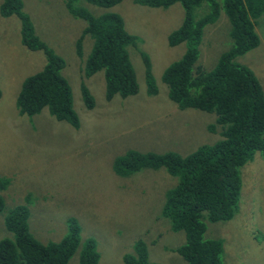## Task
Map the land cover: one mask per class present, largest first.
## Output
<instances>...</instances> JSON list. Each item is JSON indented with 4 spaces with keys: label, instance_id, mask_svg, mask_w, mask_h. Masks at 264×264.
I'll return each mask as SVG.
<instances>
[{
    "label": "rangeland",
    "instance_id": "rangeland-1",
    "mask_svg": "<svg viewBox=\"0 0 264 264\" xmlns=\"http://www.w3.org/2000/svg\"><path fill=\"white\" fill-rule=\"evenodd\" d=\"M3 1L0 0V180H6L0 186L4 200L0 239L13 237L4 223L7 212L25 205L29 210V231L42 243L59 241L68 233V218L76 219L81 243L72 260L77 262L82 242L91 237L99 253L98 264H125L123 255L132 251L137 239L147 244L150 261L185 264L173 251L184 242L185 234L172 231L168 219L161 215L165 193L176 178L164 168H143L127 177L112 169L114 159L129 149L171 151L185 156L220 138L219 127L214 131L208 128L215 122L214 113L179 109L161 80L163 70L185 50L184 43L167 44L168 34L182 21L181 5L155 8L136 0H121L112 7H100L76 2L96 14L119 13L125 29L142 38L139 46L150 57L157 94H148L142 58L131 46L128 50L138 92L127 97L116 94L106 100L103 72L84 75L93 40L86 34L79 54L76 42L85 22L70 14L69 0H16L43 44L37 50L22 43L18 11L2 14ZM206 9L204 5L196 12L201 16ZM255 21L259 43L236 56L235 61L253 71L264 92V14ZM230 26L221 10L219 18L204 27L197 67L211 70L219 57L231 49ZM45 47L65 62L61 71L70 84L78 129L58 121L46 107L34 114L19 112L17 96L21 85L27 76L43 67ZM82 81L94 97L92 109H87L82 100ZM240 178L239 205L233 216L207 221L204 235L222 243V264H264V160L260 151H255L241 167Z\"/></svg>",
    "mask_w": 264,
    "mask_h": 264
},
{
    "label": "trees",
    "instance_id": "trees-1",
    "mask_svg": "<svg viewBox=\"0 0 264 264\" xmlns=\"http://www.w3.org/2000/svg\"><path fill=\"white\" fill-rule=\"evenodd\" d=\"M85 1L100 7H112L121 0H69L67 8L75 18L85 22L76 44L80 54L83 37L92 38V46L84 64V75L103 72L105 99L116 94L127 97L138 92L135 70L130 61L129 47L140 54L145 67L147 92L158 93L151 70L149 55L140 48L142 38L129 33L122 16L116 12L96 14L84 5ZM4 0L1 12L9 15L18 11L22 22V43L30 49L43 47L35 35L22 4ZM141 5L167 8L179 3L183 18L167 37L169 46L184 43L182 56L171 62L162 72L161 80L167 95L179 109H199L215 114V122L208 128H220V138L212 144H202L189 154L176 152H139L133 149L116 157L114 172L127 177L143 169L164 168L176 183L165 193L162 217L168 219L170 229L183 231L184 242L172 248L185 264H222V243L207 238L206 222L230 219L238 208L241 190V167L260 151L264 160V92L253 71L235 61L259 43L255 19L264 14V0H136ZM205 5L199 16L196 10ZM11 8V10L7 9ZM14 8V9H13ZM223 10L230 23L232 47L223 53L215 66L205 71L196 66L203 29L214 23ZM46 62L41 70L23 81L17 96L21 114H34L46 107L58 121L79 128V117L73 107L72 91L62 74L64 60L45 47ZM81 96L87 109L95 105L87 85L80 84ZM6 179L0 180V186ZM4 200L0 196V211ZM29 210L25 205L11 208L4 217L12 238L0 239V264H98L96 242L88 237L80 243V227L75 218H68V233L59 241L40 242L29 231ZM264 237V236H263ZM171 249V250H172ZM76 261V262H75ZM125 264H163L149 260L147 244L137 239L132 251L123 255Z\"/></svg>",
    "mask_w": 264,
    "mask_h": 264
}]
</instances>
